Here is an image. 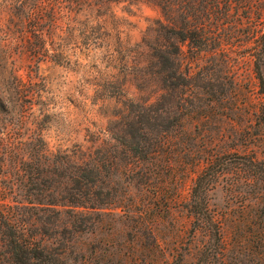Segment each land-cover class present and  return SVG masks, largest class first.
Masks as SVG:
<instances>
[{
	"label": "rangeland",
	"instance_id": "374dc122",
	"mask_svg": "<svg viewBox=\"0 0 264 264\" xmlns=\"http://www.w3.org/2000/svg\"><path fill=\"white\" fill-rule=\"evenodd\" d=\"M159 17V10L150 3H124L113 5L107 16L97 20L83 15L71 22L59 20V29L45 28L42 33L53 40L54 47L63 36L61 26L67 24L71 40L83 38L89 46L67 52L66 66L46 60L36 67L23 53L24 40L33 35L29 22L1 15L0 32L7 39L0 46V165L12 162L3 157L11 149L40 145L34 142L36 136L53 153L75 146L107 148L117 164L110 176L113 194L124 197V206L134 214L112 211L94 217L91 230L59 238L70 240L68 244L82 253L79 262L203 264L205 256H210V264H264V219L260 204L249 195L252 188L241 183L230 186L235 178L229 177L219 180L209 194L210 209L222 222L219 248L208 243L204 230L193 232L187 210L193 181L208 155L241 153L244 147L238 138L248 127V132L264 135L254 115L263 101L251 50L256 20L252 16L216 20L215 34L224 52L191 59L188 47H183L178 61L180 83L186 87L164 91L160 71L149 64V51L143 46L147 29ZM63 37L70 44V38ZM97 50H102L99 56ZM77 52L87 64L81 63ZM18 79L42 90L38 104L24 115V104L15 91ZM129 100L154 111L141 114L142 125H132L130 120L144 140L160 145L148 161L128 159L112 139V133L122 136L120 125L136 109ZM144 126L148 129L139 131ZM7 166L0 171V179L6 172L11 174ZM126 166L132 173L124 175Z\"/></svg>",
	"mask_w": 264,
	"mask_h": 264
},
{
	"label": "trees",
	"instance_id": "16d2710c",
	"mask_svg": "<svg viewBox=\"0 0 264 264\" xmlns=\"http://www.w3.org/2000/svg\"><path fill=\"white\" fill-rule=\"evenodd\" d=\"M124 3H150L159 10L160 17L147 29L143 46L149 51V64L160 71L159 81L164 91L186 87L180 83L183 78L178 61L184 54L183 47H188L191 59L224 52L221 39L215 34L219 27L216 20H249L252 16L256 20L251 48L254 73L258 94L263 100L254 115L258 126L264 127V76L261 72V69L264 72V0H11V3L6 0L0 5V16L5 14L8 20L29 22L33 35L24 40L23 53L36 67L46 60L66 66L69 64L66 53L72 49H87L89 42L83 38H79L80 42L71 40L73 33L67 24L65 28L61 26V32L70 38V44L61 36L60 43L54 47L53 40L42 35L45 28L55 31L59 29V20L71 22L79 15L97 20L107 16L113 5ZM15 91L24 104L22 115L31 111L42 98V90L35 83L25 86L18 79ZM127 103L131 107L136 105V109L120 125L122 136L108 134L112 133V139L120 144L128 159L148 161L156 156L160 145L148 143L132 125H142L141 114L147 116L154 111L132 100ZM144 127L139 131L148 129ZM247 129L242 130L238 138L244 147L241 153L210 154L203 160L188 198L193 232L204 230L208 243L213 242L216 248L222 244V222L210 209L209 194L219 180L231 177L235 182L230 186L241 183L252 188L249 195L260 204L264 219V135H254ZM34 142L40 145L33 144L27 150L11 149L3 156L7 162L8 158L12 160L11 165L5 162L0 165V171L7 166L11 173L2 174L0 179V264H69L68 260L71 264H85L79 262L82 253L68 244L70 240L62 242L59 238L66 233L75 237L91 230L94 217L106 216L112 211L134 214L131 207L124 206V197L113 194L110 176L117 169L115 158L104 146L85 150L75 146L73 150L53 153L39 136ZM123 173L132 171L126 166ZM8 176L13 179H7ZM72 255L77 257L72 258ZM208 257L205 256L203 264H210Z\"/></svg>",
	"mask_w": 264,
	"mask_h": 264
},
{
	"label": "clouds",
	"instance_id": "9594fccd",
	"mask_svg": "<svg viewBox=\"0 0 264 264\" xmlns=\"http://www.w3.org/2000/svg\"><path fill=\"white\" fill-rule=\"evenodd\" d=\"M8 3H11V0H7ZM6 3V0H0V5H4ZM6 37L4 35L3 32H0V46H3L5 41H6ZM12 46H15V41H12ZM102 50H97L95 55L99 56L101 54ZM77 58L80 59L81 63L87 64L88 61H85L82 57H80L79 53L77 52ZM98 62V61H97ZM69 79H71V77H68Z\"/></svg>",
	"mask_w": 264,
	"mask_h": 264
}]
</instances>
